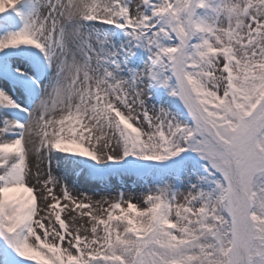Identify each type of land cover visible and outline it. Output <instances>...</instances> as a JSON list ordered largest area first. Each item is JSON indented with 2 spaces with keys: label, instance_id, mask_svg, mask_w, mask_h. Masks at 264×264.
Listing matches in <instances>:
<instances>
[{
  "label": "snow or ice",
  "instance_id": "1",
  "mask_svg": "<svg viewBox=\"0 0 264 264\" xmlns=\"http://www.w3.org/2000/svg\"><path fill=\"white\" fill-rule=\"evenodd\" d=\"M0 264H264V0H0Z\"/></svg>",
  "mask_w": 264,
  "mask_h": 264
},
{
  "label": "rangeland",
  "instance_id": "2",
  "mask_svg": "<svg viewBox=\"0 0 264 264\" xmlns=\"http://www.w3.org/2000/svg\"><path fill=\"white\" fill-rule=\"evenodd\" d=\"M133 189H135V191H136V193H137V195H139L140 194V191H141V189L140 188H138V187H136L135 185H132V184H128V185H126L125 186V194L127 195L130 191H132Z\"/></svg>",
  "mask_w": 264,
  "mask_h": 264
}]
</instances>
